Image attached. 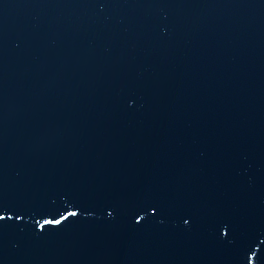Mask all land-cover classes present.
Listing matches in <instances>:
<instances>
[{"label":"water","instance_id":"95a60500","mask_svg":"<svg viewBox=\"0 0 264 264\" xmlns=\"http://www.w3.org/2000/svg\"><path fill=\"white\" fill-rule=\"evenodd\" d=\"M0 264H264V0H0Z\"/></svg>","mask_w":264,"mask_h":264}]
</instances>
